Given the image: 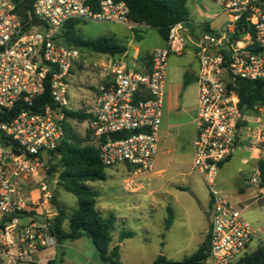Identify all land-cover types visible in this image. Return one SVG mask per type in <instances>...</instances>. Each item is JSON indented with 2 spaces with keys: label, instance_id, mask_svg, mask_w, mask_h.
I'll return each instance as SVG.
<instances>
[{
  "label": "built area",
  "instance_id": "1",
  "mask_svg": "<svg viewBox=\"0 0 264 264\" xmlns=\"http://www.w3.org/2000/svg\"><path fill=\"white\" fill-rule=\"evenodd\" d=\"M205 1L222 9L224 29L177 22L166 46L154 50L146 64L137 54L92 53L57 39L71 20L131 26L124 2L99 0L95 10L87 0H33L22 21L17 0H0V264H22L55 238L51 226L58 215L53 205L57 181L46 171L49 152L65 139L66 112L72 110L67 80L82 58L93 55L98 77L88 102L83 100L88 143L98 149L106 168L123 166L134 181L157 167L168 59L189 49L199 64L190 170L210 191V250L202 264H236L247 253L257 232L217 188V179L220 165L242 147V130L252 131L251 120L252 138L264 142V107L255 105L243 114L239 94L230 86L237 79L264 80V1ZM34 21L42 25L34 26ZM47 81L53 104L40 113L28 110ZM17 105L23 109L10 116ZM118 133L124 136L110 138ZM251 183L260 185V177Z\"/></svg>",
  "mask_w": 264,
  "mask_h": 264
},
{
  "label": "rangeland",
  "instance_id": "2",
  "mask_svg": "<svg viewBox=\"0 0 264 264\" xmlns=\"http://www.w3.org/2000/svg\"><path fill=\"white\" fill-rule=\"evenodd\" d=\"M188 7L191 21L212 23L218 32L224 29L225 17L222 16L220 7L205 0H188ZM77 29L85 38L114 36L122 43H127L132 36L128 26L114 23L80 20ZM135 35L134 42L138 39ZM139 43L142 47L150 49L163 44L164 41L156 30L149 29ZM93 59L91 54L82 58L81 64L68 77L69 107L75 112H83L87 108L85 103L88 102L91 89L97 82L98 77L92 70ZM179 60L182 64L187 63V57H181ZM170 80L168 71L167 81ZM185 89L187 116L178 114L177 121L172 123L176 128L172 130L174 141L169 142L171 153L161 155L159 162L157 158L154 173L145 174L133 181L127 168L115 166L106 168V181L87 183L103 202L112 206L111 215L116 217L117 221L112 231L111 246L120 247L121 261L124 264H152L160 254L173 261H181L193 255L208 235L211 215L210 191L200 175L190 170L195 134V124L192 121L197 113L195 78ZM170 117L172 121L174 116ZM67 124L69 132L75 138L86 143L90 141L86 121L69 119ZM249 127L252 131L242 130V147L237 149L230 161L220 169L217 179V188L233 205L242 210L244 219L257 232V237L246 254L252 253L258 247L264 248V194L260 193L259 184L251 183L253 178L259 179L256 168L258 159L264 155V142H257L252 138L256 133L252 120ZM251 140L254 143L249 144ZM49 162L55 161L48 159V164ZM54 189L56 202L58 201L69 216L77 208L76 197L61 189L58 183L54 184ZM32 194L36 196L35 191ZM153 200H161L163 206H158L157 202L155 206ZM167 206L171 207L174 214V222L169 229L165 227ZM65 226L67 229V222ZM123 232H130L132 236L121 238ZM82 240L87 244L85 248L95 254L94 260L98 261V253L90 240L86 237Z\"/></svg>",
  "mask_w": 264,
  "mask_h": 264
},
{
  "label": "trees",
  "instance_id": "3",
  "mask_svg": "<svg viewBox=\"0 0 264 264\" xmlns=\"http://www.w3.org/2000/svg\"><path fill=\"white\" fill-rule=\"evenodd\" d=\"M23 0H17L18 7ZM124 2L129 8V23L136 26H146L158 32L163 40H167L169 29L172 25L180 21L190 20L188 0H113ZM264 1V0H262ZM93 9L97 10L99 0H87ZM33 0L28 6L31 9ZM80 20L66 22L59 31L57 39L67 46L78 47L83 51L92 53L108 54L116 56L123 54L127 46L113 36H100L97 38H85L78 29ZM138 27L133 29L135 36L139 39ZM151 56L146 55L140 58V62L149 64ZM184 86L187 87L193 75L186 74ZM235 88L240 97V108L243 114L251 113L253 106L264 107V80L248 81L237 79L230 83ZM47 104H53L50 84L45 83L44 93L37 97L34 104L28 110L40 113ZM23 108L17 105L10 116H15ZM67 119H77L86 121L88 115L83 112L69 110L66 112ZM66 135L63 142L49 152L48 175L57 176L58 186L64 191L74 195L77 199V208L68 216L65 210L53 200V205L58 209V215L53 219L51 233L58 242V253L55 259L47 264H63L64 251L62 245L67 241H74L86 237L90 240L98 253L100 264H124L121 261L120 247L117 245L110 248L112 243V231L116 220L113 215L103 217L96 209L98 193L90 189L87 185L91 181H106V167L99 158V151L96 147L75 138L65 123ZM226 160L225 163L230 161ZM225 163H222V167ZM257 168L260 177V187L264 188V155L258 159ZM167 219L165 227L169 229L174 222V214L170 206L166 207ZM69 220V230L65 231L63 224ZM130 232H123L121 238H129ZM210 250L209 233L198 250L191 256L181 261H173L163 254L157 256L152 264H202L207 258ZM37 264V263H32ZM236 264H264V248L258 247L255 251L245 254Z\"/></svg>",
  "mask_w": 264,
  "mask_h": 264
},
{
  "label": "crops",
  "instance_id": "4",
  "mask_svg": "<svg viewBox=\"0 0 264 264\" xmlns=\"http://www.w3.org/2000/svg\"><path fill=\"white\" fill-rule=\"evenodd\" d=\"M136 27L141 29L139 32L140 38L134 42L135 39H134L133 29ZM128 28L131 30L132 36L130 37L129 41H127V43H124L127 46L126 52L129 53V55L137 54L139 57V61L141 57H145L146 55L151 56L154 50L159 49V48H164L166 46V41L163 40L164 41L163 44L158 45L154 48L146 49L142 47L139 42L144 38V36H146V32L151 28H148L146 26H136L132 24L131 26L129 25ZM116 39L119 40L118 38ZM181 57H187L186 64L185 63L182 64L180 62L179 59ZM198 66L199 64L195 56V53L193 50H190V49L182 56L173 55V56H170L168 59V69H167V76H166V96H165V101L163 105L162 124H161L160 135H159L160 142H159L158 162H159V158L161 155L163 156L165 154L171 153L169 142L174 141L172 138L173 136L172 130L176 127L172 123L173 122L175 123V121H177V115L182 113L187 116V110H186L187 102L185 101L186 89L184 86V81L185 79L190 80V78H186V74L194 76L195 72L198 69ZM168 71L170 73V78H171L170 82L167 81ZM171 115L174 116L173 117L174 121L173 120L170 121ZM196 117H197V113L196 115H194V118L192 121L195 124V130H196ZM255 150L259 151V149H255ZM255 158L257 159L258 156L256 155ZM246 162L247 160L244 161V163ZM223 166L221 167V169L223 168ZM257 172H258V168H256V173ZM51 178L52 180H56V181L58 179L56 178V176L51 177ZM259 190L261 194H264V188H261L260 185H259ZM133 193H137V192H133ZM261 197L262 195L260 196V198ZM113 201H115V199ZM156 202L157 201L155 200L152 201V203L155 206H156ZM161 202L162 201L159 200L157 202V205L163 206V203ZM96 209L103 217H107L112 214L111 213L112 206L108 203L103 202L99 196L96 202ZM56 211L58 214L57 208H56ZM115 220L117 221L116 217H115ZM66 222L68 223L67 229L65 226ZM63 228L65 231L69 230V220L67 219L65 220L63 224ZM83 238L70 241V242L67 241L62 245L63 251H64L63 264H100L99 258H98V261L94 260L95 254L93 253V251H89V249L85 248L87 244H85V242L82 240ZM58 246L59 245H58L56 238H53L51 241V246L49 248H46L38 253L33 254L26 262L22 264H32V263L47 264L49 261L56 258L57 253H58ZM110 248H113V246L110 245ZM69 251H72V252H69ZM73 252L77 253L78 256Z\"/></svg>",
  "mask_w": 264,
  "mask_h": 264
},
{
  "label": "water",
  "instance_id": "5",
  "mask_svg": "<svg viewBox=\"0 0 264 264\" xmlns=\"http://www.w3.org/2000/svg\"><path fill=\"white\" fill-rule=\"evenodd\" d=\"M32 0H23L20 5H19V13H20V17L22 21H26L27 20V15L26 12L28 10V6L30 5ZM34 26L40 27L42 25V23L40 21H34L33 22ZM226 50H228V48L226 47ZM124 136V133H118V134H111L110 138L111 139H121ZM34 218L36 220H38L39 222L43 223L44 222V217L40 214H34Z\"/></svg>",
  "mask_w": 264,
  "mask_h": 264
}]
</instances>
